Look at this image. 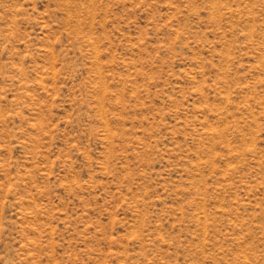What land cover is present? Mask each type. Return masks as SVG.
Here are the masks:
<instances>
[{
    "label": "rangeland",
    "instance_id": "obj_1",
    "mask_svg": "<svg viewBox=\"0 0 264 264\" xmlns=\"http://www.w3.org/2000/svg\"><path fill=\"white\" fill-rule=\"evenodd\" d=\"M0 264H264V0H0Z\"/></svg>",
    "mask_w": 264,
    "mask_h": 264
}]
</instances>
